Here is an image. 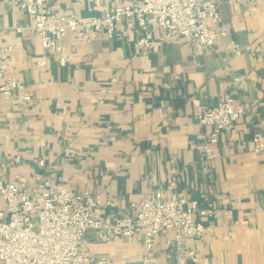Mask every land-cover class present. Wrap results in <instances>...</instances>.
<instances>
[{
	"label": "crops",
	"instance_id": "obj_1",
	"mask_svg": "<svg viewBox=\"0 0 264 264\" xmlns=\"http://www.w3.org/2000/svg\"><path fill=\"white\" fill-rule=\"evenodd\" d=\"M19 1L0 0V47L11 46L8 71L23 84L10 98L0 95L3 180L21 173L36 190L38 176L61 177L73 191L118 199L112 210L120 212L133 211L140 196L157 189L183 191L213 212L205 236L190 242L197 264H264V150L256 152L252 142L264 129V0H216L229 34L201 53L187 41L137 51L141 32L123 19L112 37L101 33L87 42L67 34L65 65L33 30L17 31L32 22ZM131 1L47 5L58 15L89 19ZM232 41L252 49L237 53ZM228 96L246 114L220 134L212 156H202L198 146L210 127L196 114ZM171 170L175 187L166 182ZM89 240L90 253L111 264H144L142 235L132 243L101 242L92 233ZM156 251L158 261L146 264H179L162 239Z\"/></svg>",
	"mask_w": 264,
	"mask_h": 264
},
{
	"label": "built area",
	"instance_id": "obj_2",
	"mask_svg": "<svg viewBox=\"0 0 264 264\" xmlns=\"http://www.w3.org/2000/svg\"><path fill=\"white\" fill-rule=\"evenodd\" d=\"M47 2L20 0L18 5L32 22L19 26L17 31L33 30L44 49L61 65L70 61L62 43L67 34L87 42L101 33L112 37L123 19L141 32L136 39L137 51L154 49L165 42L187 41L201 53L217 46L229 34L221 24L216 0H132L89 19L75 14L58 15ZM155 30L161 32L157 38L152 36ZM230 46L237 53L252 49L234 41ZM11 58V46L0 47V95L5 98L23 88L20 79L8 71ZM38 63L44 65L45 61ZM22 98L29 101L31 95L25 92ZM245 114L246 107L235 103L233 96L202 106L196 118L210 127L206 142L198 146L202 156H212L220 134L233 130ZM252 142L256 152L264 150V129L254 133ZM39 163L45 165L43 159ZM2 171L0 165V198L4 201L0 204V264H111L110 257L90 253V233L97 241L126 243L142 235L144 264L158 261L156 245L160 239L179 264L199 261L190 242L205 236L204 221L213 212L183 191L166 195L157 189L140 196L132 204L133 211L120 212L112 210L119 206L118 199L87 189L73 191L61 177L52 180L38 176L36 190H31L23 174L4 181ZM176 175V170L170 171L166 179L169 186L175 187Z\"/></svg>",
	"mask_w": 264,
	"mask_h": 264
}]
</instances>
